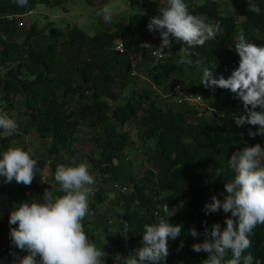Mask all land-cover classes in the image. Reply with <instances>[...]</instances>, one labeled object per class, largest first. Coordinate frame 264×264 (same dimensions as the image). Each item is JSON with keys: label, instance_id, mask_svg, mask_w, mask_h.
<instances>
[{"label": "trees", "instance_id": "trees-1", "mask_svg": "<svg viewBox=\"0 0 264 264\" xmlns=\"http://www.w3.org/2000/svg\"><path fill=\"white\" fill-rule=\"evenodd\" d=\"M67 1L29 0L26 6L20 7L16 0H0V13L25 14L39 2L64 5ZM230 1L236 14H225L217 0L202 3L185 0L193 15L205 17L208 23L219 22L221 30L214 40L206 41L203 46L190 48L184 44L183 52H180L181 44L173 39L169 58L161 60V65L155 63L156 58L151 53L156 44L151 48L140 46L154 34L147 27L152 17L149 11L136 12L127 21L103 24L94 35L77 25L67 30L52 28L46 34L32 24L22 41H8L16 20L12 23L4 18L0 20V44L4 47L0 63L17 62L4 72L0 70V98L10 106H14L18 97L23 99L24 131L35 130L40 138L47 139L48 151L54 160L69 151L71 155L67 161L71 166L74 158L79 164L77 159L88 156L94 169L106 180H113L120 188L128 186L127 191L118 190L110 206L94 223L84 222L90 238L98 239V229L105 232L108 237L105 248L115 255L127 256L142 247L144 225L156 221L155 214L159 211L156 205L168 203L171 211L177 209L171 222L182 224L183 230L179 237L169 242V255L161 264H205L209 254L192 249L194 243L203 242L204 221L209 229L217 222L223 228L227 217L231 216L222 209L206 214L204 205L213 195L223 199L225 183L234 178L229 167L231 154L245 146L264 143V136L248 134L249 130L256 132L258 126H237L235 119L244 113L242 102L230 90L217 88L213 92L205 88L201 77L204 68L215 71L217 78L220 75L227 78L239 67L240 57L234 51L239 35L264 46V0H256L260 14L248 11L247 0ZM132 4L147 3L146 0H132ZM46 35L53 40L46 42ZM117 40L124 41L126 52L121 53L114 47ZM185 54L193 60L201 59L202 65L179 63ZM134 56L140 62H136ZM137 66L148 74L144 83L132 74ZM178 85L188 94L199 92L204 107L177 101L174 107L171 103L160 106L159 99L174 97ZM128 87L130 91L126 92ZM71 95L75 96L74 107L70 106ZM141 111L146 112L140 118L145 127L141 136L153 138L156 149L145 170L140 174H127L122 163L131 137L121 127L139 119ZM83 124L89 126L87 133L96 146V155L83 152L75 145ZM14 136L0 129V158L9 148L20 147L11 142ZM20 148L29 150L26 146ZM33 158L38 162L39 171L30 186L15 181L8 183L0 177V264L6 259L13 264V260L21 256L18 249L10 246L8 219L12 210L30 201L26 189L42 182L40 175L45 176L47 165L50 164L55 176L54 160L36 154ZM56 184L57 194L62 196ZM47 187L51 189V185ZM106 198V194L98 190L89 208L98 210ZM181 203L184 206L179 210ZM117 205L120 210H116ZM113 217H117L116 229L109 224ZM124 220L130 226L127 239L118 232ZM192 226L199 236L190 235L188 229ZM250 239L251 247L244 255L251 253L253 264H264V224L256 226ZM231 258L229 251L226 259Z\"/></svg>", "mask_w": 264, "mask_h": 264}, {"label": "clouds", "instance_id": "clouds-1", "mask_svg": "<svg viewBox=\"0 0 264 264\" xmlns=\"http://www.w3.org/2000/svg\"><path fill=\"white\" fill-rule=\"evenodd\" d=\"M18 6L24 7L29 0H16ZM248 11L260 14L261 8L256 0H247ZM33 10V9H32ZM160 15L149 18L148 30L159 32L161 44L158 49L163 52L172 48L173 39L177 43L187 44L190 48L203 46L206 41L214 40L220 32V23H208L203 16L193 15L185 0H167V7L160 8ZM145 14V13H144ZM98 15L105 23L113 19L108 7ZM149 48L152 45L144 42L140 45ZM240 57L239 67L230 76L218 78L215 71L203 69L201 81L205 88L214 92L217 88L230 90L235 94L244 108V113L235 119L237 126L250 124L258 130H249V135L264 136V46L249 42L243 35L235 43V50ZM181 64L199 67L203 61L193 60L183 55ZM216 68V67H215ZM259 108L261 110L257 111ZM16 121L0 115V129L5 132H16ZM32 149L20 147L9 148L0 158V177L11 183L30 186L37 175V160ZM229 167L234 178L225 183L223 199L216 195L204 205L206 214L220 211L231 213L227 217L226 227L219 222L209 229L204 221L203 242L194 243L193 251L208 253L205 264H253L251 253L244 255L251 247L250 237L257 225L264 224V147L257 143L234 151L229 159ZM43 180V173L40 175ZM55 181L62 196H56L45 189L42 202L32 199L19 204L9 217L11 227L10 239L14 247L27 254L16 257L13 264H107L106 253L97 247L86 234L83 221L90 213L89 197L93 194L95 178L90 174L89 165L76 163L71 166L58 165ZM156 221L144 225L142 247L132 250L127 256L117 253L115 264H161L169 255V242L179 237L182 224H174L170 218L175 214L169 204L156 205ZM161 212L163 215H161ZM125 239L130 233L127 220L118 230ZM192 237L200 235L195 226L188 229ZM181 241L180 247L183 248ZM229 251L231 259H226Z\"/></svg>", "mask_w": 264, "mask_h": 264}, {"label": "rangeland", "instance_id": "rangeland-1", "mask_svg": "<svg viewBox=\"0 0 264 264\" xmlns=\"http://www.w3.org/2000/svg\"><path fill=\"white\" fill-rule=\"evenodd\" d=\"M194 1L197 3H202L205 0H194ZM217 1L220 3V7L223 9L225 14L227 15L236 14L235 9L230 0H217ZM146 3H147L146 5L143 4L133 5L132 0H92L91 2L87 0H68L67 2H65L64 4L65 7H64V5H59V4L50 5L44 2H39L33 7L32 13L24 14L23 16L20 17V19L16 20V24H15L16 27L11 35V38L8 39V41H13V40L22 41L26 37L29 30L31 29L32 24H36L38 29L45 32L46 34H49L52 28L67 30L69 27L73 25H77L83 28L85 31H87L90 35H94L97 29L101 25L106 24L103 17L98 15V13L104 7H108L112 12L113 14L112 21L114 20L127 21L130 15L139 11H149L152 13V16L158 15L160 12L159 9L164 8L166 6L167 0H146ZM240 19L243 20L244 17L241 16ZM20 22L22 23V25H18ZM240 29L242 31V28ZM159 39H161L160 33L155 32L153 34V37L147 42L153 46L156 44V42ZM45 40L46 42H48V41H52L53 39L50 35H46ZM180 44H181L180 52H183L184 44L182 43ZM3 48H4L3 45L0 44V52L1 50H3ZM164 53L166 56L165 58H169L170 55L169 49L166 48L164 50ZM134 60L136 62L137 61L140 62V59L137 56H134ZM155 61L157 65H161L162 63L161 60L160 61L155 60ZM16 63L17 62L0 63V70L4 72V70H6L8 67H10L12 64L15 65ZM136 70L139 73H141V75L143 76L141 79L137 77L140 83L146 82V80L148 79V74L146 73V70L139 66H137ZM200 74L201 73L198 72L197 75L199 76ZM130 87H128L127 90L125 91L126 92L130 91ZM198 94L200 93L198 92L195 95ZM70 98L72 100L70 106L74 107L75 106L74 104L76 102L75 96L71 95ZM23 102H24L23 99L18 97L16 99L14 106H10L0 98L1 115H3V112H6L8 115H10L11 119L16 121L18 125L16 132L10 133V134H15L11 142H15L20 147L26 146L28 147V149H32L34 154H36L37 156L45 157L47 158V160H54V156L48 151L49 141L47 139L40 138L35 130H30L28 132L24 131L26 117L24 113L25 106ZM158 103L160 106H164V107L170 105V102L166 97H161ZM171 105H173V107L175 106L174 103H171ZM200 105L204 107L203 103H201ZM143 114L144 111H141L139 114V119L135 121H129L128 123L124 124L121 127L122 130H126L127 132H129L131 137L130 142L125 148L126 159L122 163V167L127 172V174H140L150 164L149 157L155 153V149H156L155 140L153 138L144 139L141 136V133L145 128L140 121V118H142L141 116ZM88 130H89V126L87 124H83L75 145L76 147L80 148L83 152L96 155L98 152L91 136H89L87 133ZM261 146L264 147V143H262ZM70 155L71 154L69 151H65L60 155V157H57L56 160L53 161V163L56 164L57 167L58 165L61 164L70 166L69 162L67 161ZM77 160L80 163L83 162L89 165L90 174L93 175L95 178V184L93 185V189H94L93 192L96 193L98 190H102L107 196L103 204L99 205L98 210L90 209L91 215L86 216L85 220L83 221V223L87 221H89L90 223H94L96 219L100 218L103 215L104 211H106V208L110 206V200L114 199L115 196L117 195L119 190V185H116L114 181L111 179L106 180L104 176L100 174L99 171L95 170L93 162L91 161L90 157L86 156L85 158H79ZM47 185H51V189H49V191L53 192L54 195L59 196L57 194L58 187L54 179V174L51 172L50 164L47 165L45 168L44 182L42 181L38 183L32 189L31 196L29 197L30 201L34 199L38 202H42V196L45 192V189H48ZM35 195L37 196V198H35ZM38 196H41V198ZM93 199H94V195H91L89 197L90 204ZM183 206H184L183 203H181L178 206V209L182 210ZM116 210H120L119 205L116 206ZM116 220L117 217H113V219L109 221V224L112 226V229L118 228L116 224ZM8 224H9V219H8ZM9 226L18 227V225H10V224ZM96 234L98 236V239H93L90 237L89 238L95 242L97 247L103 248L106 255L108 254L106 256L107 264H115L114 262L115 254L105 248L108 242L107 235L102 229L96 230ZM10 246L12 248H16L13 246L12 243H10ZM18 251L21 256L25 255V251H21L20 249H18ZM2 264H10V262L6 259Z\"/></svg>", "mask_w": 264, "mask_h": 264}, {"label": "built area", "instance_id": "built-area-1", "mask_svg": "<svg viewBox=\"0 0 264 264\" xmlns=\"http://www.w3.org/2000/svg\"><path fill=\"white\" fill-rule=\"evenodd\" d=\"M33 10H29L27 13L25 14H30L32 13ZM24 14H13V13H8V14H4V13H0V20L1 19H6L8 22L12 23L13 21L17 20V19H20L21 16H23ZM18 25H22V23L20 22ZM5 38V36H4ZM161 42L158 40L156 42V46L155 48L151 51V53L155 56L156 60L159 61V60H164L165 59V53L164 51L161 52L158 47L160 46ZM114 47L121 53H124L127 51V48H126V45L124 43L123 40H117L115 42V45ZM134 65H135V62H134ZM132 74L135 75V76H139V79H141L143 76L142 75H139V73L136 71V69L134 68L132 70ZM174 93H176V95L172 98H170L168 101L170 103H176L177 102H180V103H189V104H193L197 107H200L202 108L200 105L202 103V95L201 94H198V95H195V94H188L186 93L183 88L178 85L174 91ZM171 94H173V91L171 92ZM1 109V108H0ZM3 115L7 116L8 118H11L10 115H8L6 112H3ZM45 179V176H43V180ZM117 185V184H116ZM32 189L33 188H27L26 189V195L28 197L31 196V192H32ZM128 189V186H123L120 188L119 186V190L121 191H127ZM92 195H95V192H93ZM27 254V252L25 251V255Z\"/></svg>", "mask_w": 264, "mask_h": 264}, {"label": "crops", "instance_id": "crops-1", "mask_svg": "<svg viewBox=\"0 0 264 264\" xmlns=\"http://www.w3.org/2000/svg\"><path fill=\"white\" fill-rule=\"evenodd\" d=\"M140 114V113H139ZM146 115V112H144V114L141 116L142 118Z\"/></svg>", "mask_w": 264, "mask_h": 264}]
</instances>
